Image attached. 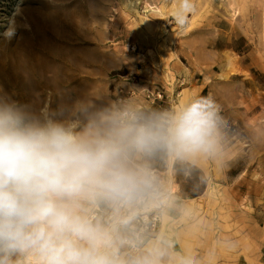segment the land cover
Returning <instances> with one entry per match:
<instances>
[{"label": "rangeland", "instance_id": "obj_1", "mask_svg": "<svg viewBox=\"0 0 264 264\" xmlns=\"http://www.w3.org/2000/svg\"><path fill=\"white\" fill-rule=\"evenodd\" d=\"M188 2L185 11L183 0H0V99L30 116L75 123L80 132L101 114L149 117L200 96L218 106L211 152L132 154L130 166L153 171L149 195L130 205L83 202L93 222L114 226L126 264L144 257L157 264L253 263V238L258 229L264 235V0ZM28 50L40 62L58 61L49 72L17 73L15 58ZM74 57L85 59L80 70ZM39 72L67 87L34 116L30 100L17 101ZM150 90L162 91L164 102L147 100ZM154 212L158 231H140L137 220Z\"/></svg>", "mask_w": 264, "mask_h": 264}, {"label": "clouds", "instance_id": "obj_2", "mask_svg": "<svg viewBox=\"0 0 264 264\" xmlns=\"http://www.w3.org/2000/svg\"><path fill=\"white\" fill-rule=\"evenodd\" d=\"M218 119L216 102L200 96L149 117L101 114L76 132L75 123L41 121L0 99V264H21L13 259L21 256L26 264H126L114 226L93 222L83 202L130 205L149 195L154 177L130 166L131 155L211 152Z\"/></svg>", "mask_w": 264, "mask_h": 264}, {"label": "bare ground", "instance_id": "obj_3", "mask_svg": "<svg viewBox=\"0 0 264 264\" xmlns=\"http://www.w3.org/2000/svg\"><path fill=\"white\" fill-rule=\"evenodd\" d=\"M52 33V32H51ZM47 35V34H46ZM42 40H45V39H42ZM49 40V39H48ZM46 41V40H45ZM56 41V40H55ZM43 42V41H42ZM64 43V42H63ZM46 44H47V42H46ZM45 46V45H44ZM44 46H43V48H44ZM32 47V46H31ZM41 47V46H40ZM21 48V47H20ZM25 48H27L26 46H25ZM29 48V47H28ZM27 48V49H28ZM42 48V47H41ZM41 48H39V49H41ZM31 49H33V48H31ZM48 49V48H47ZM26 50V49H25ZM29 50H30V48H29ZM28 50V51H29ZM53 50V49H52ZM27 51V50H26ZM35 51V50H34ZM38 51V50H37ZM40 51V50H39ZM42 51H45V50H42ZM57 53V52H56ZM20 54H22V52L20 51ZM20 54L15 58L16 60H15V63L16 64H14L15 66H14V68H12V69H14V71H16L17 73L18 72H20L23 68H25V69H27V70H29V72L31 71V73L32 72H36V71H41L42 72V70H44V71H52V68H53V64L51 63V61H53V62H56V61H58V59H52L51 58V60H49V61H47L46 62V57H45V61H43V62H40L37 58L38 57H36V56H32V55H30V51H29V55H24V54H26V52L24 53V54H22L21 56H20ZM24 55V56H23ZM34 55V54H33ZM56 55V54H55ZM38 56H40V55H38ZM46 56V55H45ZM48 58V57H47ZM50 58V57H49ZM48 58V59H49ZM58 58V57H57ZM70 58V57H69ZM42 59V58H41ZM60 59V58H59ZM74 68L75 69H77V70H80V68L79 67H81L84 63H85V59H81L80 57L78 58V57H74ZM62 61V60H61ZM65 61V60H64ZM63 61V62H64ZM75 62H76V64H75ZM12 63V62H11ZM55 64V63H54ZM65 64H66V62H65ZM13 65V64H12ZM60 65V64H59ZM72 66V65H71ZM60 67H61V65H60ZM55 68V67H54ZM59 68V67H58ZM83 68V67H82ZM71 69V68H70ZM73 70V69H72ZM11 71V70H10ZM25 71V70H24ZM26 73V72H25ZM38 73V72H37ZM40 73V72H39ZM43 73V72H42ZM42 73H40L39 74V76L38 77H34L35 79H36V85L34 86V87H32V88H27V92H25V94L24 95H22L21 93V95L22 96H20V94L19 95H17V96H20V98H18V101L17 102H23L24 100H30L32 103V107H31V109H32V111H30V112H32V113H30V114H33L34 116H39L38 115V109H39V107H41L47 100V102H50L51 103V101H52V99L54 100V98H55V93L56 92H58L57 90H62L63 91V89H66V87L67 86H65L64 84H63V82L61 83H59V82H56L55 81V78L53 79H51V78H47L46 76H45V74H42ZM48 74V73H47ZM12 75V74H11ZM33 75V74H32ZM54 76V75H53ZM57 76H58V74H57ZM19 78V77H18ZM17 78V79H18ZM62 78H64L63 76H62ZM66 78H67V76H66ZM59 80V79H58ZM60 80H62V79H60ZM59 80V81H60ZM23 81V80H22ZM33 81V80H32ZM35 81V80H34ZM67 81V80H66ZM16 82V81H15ZM65 82V81H64ZM19 83V82H18ZM27 83V82H26ZM22 84H23V82H22ZM19 85V84H18ZM24 85V84H23ZM9 86V85H8ZM11 86V85H10ZM37 86V87H36ZM21 87V86H20ZM36 87V88H35ZM83 87V89H84V86H82ZM68 88H69V86H68ZM21 89H22V87H21ZM10 90H12V89H10ZM8 91V90H7ZM10 92V91H9ZM8 92V93H9ZM13 92V91H12ZM27 93V94H26ZM9 94H11V93H9ZM77 95H76V97H75V101H79L80 100V98L83 96V92H81V91H79L78 93H76ZM13 95V94H12ZM11 95V96H12ZM10 96V95H9ZM8 96V98H10ZM16 96V97H17ZM46 97V98H45ZM14 99H15V97H14ZM82 99H84V97L82 98ZM70 102L72 101V100H69ZM47 102H46V104H47ZM29 107V108H30ZM46 112V111H45Z\"/></svg>", "mask_w": 264, "mask_h": 264}, {"label": "built area", "instance_id": "obj_4", "mask_svg": "<svg viewBox=\"0 0 264 264\" xmlns=\"http://www.w3.org/2000/svg\"><path fill=\"white\" fill-rule=\"evenodd\" d=\"M135 49L136 47L134 45L131 46L132 51H134ZM145 98L149 100L152 104L160 105V103L164 102V93H162V91L160 90L146 91ZM122 113H129L135 115L134 112L128 110H124L120 114ZM151 173L153 175V171ZM160 223L161 217L157 212L150 213V215H143L137 220V226L140 228L139 230L150 231V235H153L158 231ZM136 237H138V232L136 233Z\"/></svg>", "mask_w": 264, "mask_h": 264}, {"label": "crops", "instance_id": "obj_5", "mask_svg": "<svg viewBox=\"0 0 264 264\" xmlns=\"http://www.w3.org/2000/svg\"><path fill=\"white\" fill-rule=\"evenodd\" d=\"M258 232L259 233L254 237L255 239L253 238L256 245L259 246V254H257L258 259L256 260V262L254 261L253 263H248V264H262L261 261L262 259H264V235L260 234L262 232L261 229H258ZM182 246L185 248V242L184 244H182Z\"/></svg>", "mask_w": 264, "mask_h": 264}, {"label": "trees", "instance_id": "obj_6", "mask_svg": "<svg viewBox=\"0 0 264 264\" xmlns=\"http://www.w3.org/2000/svg\"><path fill=\"white\" fill-rule=\"evenodd\" d=\"M151 111H152V110H150V113H152Z\"/></svg>", "mask_w": 264, "mask_h": 264}]
</instances>
